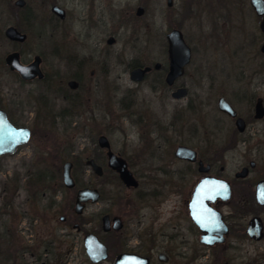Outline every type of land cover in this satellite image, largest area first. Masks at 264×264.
<instances>
[{
    "label": "flooded vegetation",
    "instance_id": "obj_1",
    "mask_svg": "<svg viewBox=\"0 0 264 264\" xmlns=\"http://www.w3.org/2000/svg\"><path fill=\"white\" fill-rule=\"evenodd\" d=\"M189 3L193 31L200 40L188 44L179 27L168 26L161 32L160 57L151 61L150 44L144 39L148 30L144 0L134 5L122 0H0V15L8 12L15 18L14 24L0 29V41L13 46L0 58V108L15 127L30 131L27 142L0 157L18 156L23 169H18L11 193L9 187L2 189L11 195L3 206L12 205L24 192L17 203L30 211L23 215L29 216V236H33L26 244L14 227L4 229L3 236L10 240L9 248L0 250L5 263L28 255L31 261L22 264H264V91L260 90L264 88V14L255 11L251 0ZM166 5L172 7L173 0H166ZM75 23L80 28L74 32ZM9 26L26 39H9L5 35ZM174 29L181 31L189 51L178 75L170 66L168 34ZM29 30L48 34L50 42L25 58L22 47ZM124 34L127 37L120 43ZM225 47L238 67L236 74H226L233 83L229 89L218 78L227 69L215 53ZM205 48L212 59L203 58ZM12 53L18 54L23 66L38 57L29 77L7 64ZM247 63L256 68L246 73ZM147 67L141 75H132ZM122 76L129 83L125 90L119 83ZM214 97L211 122L187 117L189 112L197 117L203 106L212 104L203 98ZM220 99L232 107L234 116L219 109ZM123 118L130 136L126 134L125 149L115 151L112 133L121 129ZM76 135L85 141L81 150L72 143ZM34 140L38 144L29 150ZM180 147L195 153L187 157L178 153ZM88 148L91 154L83 156ZM113 156L125 162L129 185L111 166ZM234 158L239 164L227 169ZM53 159L61 166H45ZM67 162L73 187L63 184ZM35 163L42 167L37 169ZM84 176L96 181L82 182ZM39 179L55 182L47 180L39 186ZM108 184L116 189L111 195L104 189ZM199 185L204 187L192 205ZM85 187L95 189L98 196L81 203L76 212L77 191ZM169 195L176 201L155 231L154 225L165 214L151 204L165 203ZM103 202L121 208L122 215L98 209L94 226L86 228L84 211ZM141 207L150 208L154 218L145 230L133 233L123 214L133 215L139 226ZM62 208L70 214L60 213ZM58 213L64 226L56 232L51 222ZM36 223L41 226L38 231ZM90 233L106 248V257L98 262L86 254L84 239Z\"/></svg>",
    "mask_w": 264,
    "mask_h": 264
},
{
    "label": "rangeland",
    "instance_id": "obj_2",
    "mask_svg": "<svg viewBox=\"0 0 264 264\" xmlns=\"http://www.w3.org/2000/svg\"><path fill=\"white\" fill-rule=\"evenodd\" d=\"M125 3L128 4H132L134 5L135 3L140 2L141 0H122ZM147 2V16H146V20L148 23V30H146V35H144V39H146L150 46H149V52H150V60L154 61L157 60L160 57V49H159V45H160V36H161V32L167 28L168 26H176L179 27L187 41L188 44H191L192 42H195L197 40H200V36L196 35V31H193V25H192V19L190 17V0H173V5L172 7H168L166 5V0H144ZM248 18H251L250 15L247 16ZM15 18H13V16H11V13L5 12L3 13V15H0V29H4L7 25H11L14 24ZM74 32L78 31L80 28V25L78 23L74 24ZM31 30H29V32L27 33L28 35V40H27V45L22 47V51L25 53L24 57L25 58H29L31 56V54L33 53V51H37L39 49H45V44L49 43V39H48V34H32L30 33ZM102 35L104 34V31H101ZM127 34L121 35L119 38V42H124L125 38ZM72 36V35H71ZM126 36V37H125ZM197 39V40H196ZM202 45V42H201ZM234 45L230 46V49L233 48ZM228 47H225L223 49H217L215 50L216 53V59H220V64H222L224 66V68L227 69L226 73L223 72H219V80H223L226 81L227 83H223L225 84L228 89H229V85H232L233 83H231L230 79L228 81V79L226 78V74H236L238 71V67L237 65V59H234L232 57H227V55L225 54L227 52ZM13 50V46L7 41V40H1L0 41V58L2 59L3 56L9 52H11ZM203 53V58L205 59H212L210 57V50H207V48L202 50ZM220 57V58H219ZM3 65V64H1ZM256 68V66L247 63V65L245 66L246 69V73H249L250 71L254 70ZM263 75H264V69H263ZM6 79H8V76L6 75ZM119 83H122V90H125L127 84V76H122L121 79L119 80ZM261 91H264V88L261 87L260 88ZM206 94V93H205ZM204 100H210V102H212L211 106L205 105L202 107V111L197 114V117L193 114V112H189L187 117L188 118H192L195 117L198 120H202L203 122H211V119H213L214 115H215V108H216V99L217 97L214 98H203ZM242 108H245L244 105L240 106ZM117 113L121 114L122 111L119 109V105L117 108ZM264 124V121L262 122ZM119 125L121 126V129L114 131L112 133V141H113V150H117V151H121L123 149H125L126 147V143H127V135H129V124L126 120L121 119V122H119ZM61 131H59L60 133ZM127 134V135H126ZM38 139V137H37ZM73 142L74 143V147L76 148V150H81V148L84 146L85 141L84 139H79L77 137V135L73 138ZM38 142L37 141H33L32 145L33 147H28L29 150H31L32 148L35 147V145H37ZM51 147V146H50ZM52 148V147H51ZM54 148V147H53ZM91 154V148H88L84 154H82L83 156ZM19 158L18 156H13V157H6L2 160H0V250L3 248H9V244H10V240H8V236H3V231L4 229H8L9 227H11L12 231L15 228V230H17L20 238L22 239V242L28 244L29 242L31 243L33 240V236L30 237L29 233H30V226L28 225V221H29V216H24L23 212H30L29 209H26V207L20 206L17 202H19L18 200L23 198L24 192L21 193V196L19 199H17L16 201H13L12 205L10 206H3V203L5 201V197L7 196H11V195H7L6 193H3L2 189L3 188H11L10 193L13 190V186L15 183V178L18 175V169L20 171H22L23 169L19 167ZM239 164V161L234 158L231 159L230 161L227 162V169L231 170L236 168V166ZM35 167L38 169L39 167V163H35L34 164ZM44 165V164H42ZM28 168L31 167V165L28 163ZM45 166H50V168L55 169L58 166H61V161L57 160V159H53V161H50V163L46 162ZM88 180H92V181H96V179L94 177L89 178L88 176H84L82 179V182H87ZM23 182V180L21 181ZM17 184V182H16ZM26 186V185H25ZM44 186V183L41 185ZM105 191L107 192L106 194H110L112 192H115L116 189L114 187L113 184H108L104 186ZM123 192L129 194V191L126 189H123ZM73 191H70V194H72ZM69 197H72L71 195H69ZM70 200V198H69ZM170 200V201H169ZM176 199L173 198L172 195H169L167 198V201L165 203L162 204H158V203H154L151 204L154 209L158 212L159 210L162 211V213L164 212V216L158 221V223H156L154 225V230L158 231V225L157 224H163V220L167 219L168 214L167 212L172 208V206L174 205ZM99 205H94L91 204L89 205L86 210L83 213V217L87 220L86 223V228H91L94 226V218L96 217V212L98 209H110L111 213H115V214H121V208H119L118 206H114L112 205V207L110 206L109 203L107 202H103L101 204L100 207H98ZM145 206V205H144ZM28 208V207H27ZM6 210V212H4ZM63 211L65 213H69L70 211H68V209H61L60 213H63ZM123 211V210H122ZM18 214V215H16ZM70 214V213H69ZM68 214V215H69ZM122 215V214H121ZM153 213L150 210V208L147 207H141L139 209V213H138V219L141 221L140 224H138L139 226L135 225L136 219L132 218L133 215H129V214H123L124 219H125V223L127 226V229L133 231V233H139V231H142V229H146V227L149 226V224H151V217H152ZM59 216L60 214H56L53 217L52 220V225L54 226V231L58 232V227H62L64 226L62 223H60L59 221ZM154 218V215L152 217V219ZM36 229L38 231V229H40V225L39 223H36ZM40 226V227H39ZM14 227V228H13ZM61 230V229H60ZM73 233H76V231H73ZM32 235H34V233H31ZM6 235V234H5ZM28 240V241H27ZM18 243V242H16ZM12 247L13 244H15L14 242L11 243ZM31 258L28 255H25L24 257H20L17 256L16 259L11 260L8 264H22L23 262H30ZM13 262V263H12ZM0 264H7L5 263V260L3 259V257H0ZM68 264H73V262H70Z\"/></svg>",
    "mask_w": 264,
    "mask_h": 264
},
{
    "label": "water",
    "instance_id": "obj_3",
    "mask_svg": "<svg viewBox=\"0 0 264 264\" xmlns=\"http://www.w3.org/2000/svg\"><path fill=\"white\" fill-rule=\"evenodd\" d=\"M252 5L255 9V11L258 14H264V1L263 0H251ZM19 3H21V0H19ZM262 28L264 30V23L262 25ZM5 35L13 40V41H19L22 42L26 39V35L20 33L16 28L13 26H9L5 30ZM168 39L170 43V66L172 69V74L178 75L182 72L184 65L186 64L188 60V46L184 40V37L179 30H172L168 34ZM7 64L12 69H17L20 74L23 77H29V69L32 67H36L38 64V57H36L35 61L31 63L29 66H23L19 62L18 54L17 53H12L10 54L7 59H6ZM149 68L145 69H137L133 71V76L135 75H141L144 73V71H147ZM219 109L221 111L227 112L228 114L234 116L235 111L232 109V107L224 100L220 99L219 100ZM259 109V107H258ZM30 136V131L27 128H17L15 127L7 118L6 112L0 108V157L3 154L6 153H13L18 145H21L25 142L28 141ZM182 152L183 155L187 157H191L195 152L185 148V147H180L178 148V153ZM111 166L118 171L121 179L129 185L131 177L129 175V171L127 169V166L125 162L119 158H116L115 156L111 157ZM92 167L95 170H98L99 167L95 165L94 163H91ZM70 163H65L63 166V184L66 187H73L75 182L73 178L71 177L70 174ZM204 186L199 185L196 193H194L193 200L191 204L193 205V202L197 203V199L195 201L196 195L200 194V190ZM98 193L95 189L85 187L82 189H79L77 191L76 195V201H75V210L76 212H79L82 208L81 203L86 202L88 200H91L92 202L95 201L97 198ZM200 203V202H199ZM63 218V217H61ZM115 221L118 220V218L114 219ZM197 223L202 229H205L202 225V222L200 219L197 217L195 218ZM85 242V249H86V254L89 257V259L92 262H98L106 257V248L105 246L97 239V237L90 233L85 236L84 239ZM127 255H124L123 257H126ZM132 257V256H129ZM133 259L141 260L142 258L134 256Z\"/></svg>",
    "mask_w": 264,
    "mask_h": 264
},
{
    "label": "trees",
    "instance_id": "obj_4",
    "mask_svg": "<svg viewBox=\"0 0 264 264\" xmlns=\"http://www.w3.org/2000/svg\"><path fill=\"white\" fill-rule=\"evenodd\" d=\"M47 180H50V181L53 183V185H54L55 180H53V179H46V180H45V179H39V180H38V184H39V186L42 185L43 183H44V185H45V183H46ZM52 180H53V181H52ZM41 181H42V182H41ZM49 183H50V182H49ZM13 260H14V259H13Z\"/></svg>",
    "mask_w": 264,
    "mask_h": 264
}]
</instances>
